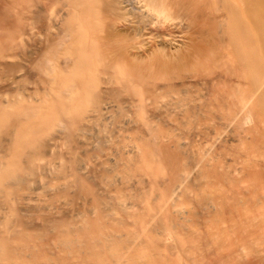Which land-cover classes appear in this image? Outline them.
Wrapping results in <instances>:
<instances>
[{
  "label": "bare ground",
  "instance_id": "1",
  "mask_svg": "<svg viewBox=\"0 0 264 264\" xmlns=\"http://www.w3.org/2000/svg\"><path fill=\"white\" fill-rule=\"evenodd\" d=\"M15 2L38 32L26 77L0 44L21 82L0 95V264H264V0ZM202 122L232 133L204 147ZM53 132L68 148L41 165Z\"/></svg>",
  "mask_w": 264,
  "mask_h": 264
},
{
  "label": "rangeland",
  "instance_id": "2",
  "mask_svg": "<svg viewBox=\"0 0 264 264\" xmlns=\"http://www.w3.org/2000/svg\"><path fill=\"white\" fill-rule=\"evenodd\" d=\"M11 1L10 0L3 1V2H5V3H3L4 6H6V5L8 6L10 4L14 5V8H13L14 16L12 18H9V20H10V22H9V21H7L8 17H4V15L2 14V12L0 13V29H1L0 30V44H1V46H5V47L8 46L10 39L8 41L7 40V36L9 35L8 33L12 34L11 37H10L12 39V42L13 43H16V45L19 47L18 49H17V47H14L13 48V52L14 53L15 52L19 53V55L17 56V61L20 60L19 63L21 64V66H23V68L21 66H19V71L22 72L23 70L26 71V69H24V68H26V66L28 65L27 62L29 60H27V58L30 59V56H33V55H30V54L33 53L31 51H34L33 49H35L36 46H37V42H36L37 32H38V31L36 32L37 24L35 26H34L35 23L32 24V25H30V26H27V29H26V26L24 27V25H21L22 22H24L26 20L23 18L24 16H23L22 12L21 13L19 12L20 11L19 10V5L20 4H19V2H15V0H13L14 3H12ZM19 16H21L22 20L19 19ZM19 28H20V33L19 34H16L15 31L17 29H19ZM22 30H23V32L21 33ZM6 34H8V35H6ZM26 34H28V35H26ZM31 34H32V36H31ZM21 45L23 46V48H22ZM28 49H31V50H28ZM27 54H29V55H27ZM8 59H10V58H8ZM21 61L27 63L26 66L24 65L25 63L22 64ZM1 67L2 66L0 65V71H1ZM25 71H23L22 73H24L25 74L24 76L26 77L27 74L30 73V71H28L29 73H27V71L26 72ZM1 73L4 74V72H2V71L0 72V74ZM30 74H32V73H30ZM28 76H30L32 78V80L35 78L33 75H28ZM3 78H4V76L1 75L0 76V95H2L5 92H8V93L9 92L10 93L14 92V90H15L14 89L15 88L14 85L16 83H21V82L15 81L14 84H13V86H12V84H9L11 86L10 87L8 85V83L5 84L6 80L4 81ZM31 78L29 80H31ZM32 80H31V82H32ZM31 82H30V85H29V82H28V84H27V82L25 83V84H27L26 86H28L29 89L35 85V79L33 80V83H31ZM15 86H17V85H15ZM7 89H9V90H7ZM29 89L27 91H29ZM124 122L125 121H119V122H116L113 125L110 124V126L112 125V128L113 129H117L116 128L117 126H122L123 124H124V126H122V127H125V126L129 125L128 123H124ZM102 123L103 124H107V125L109 124L108 121H103ZM216 127H218V126L215 125V128ZM94 128L95 127H93V129ZM196 129L195 130H191V136L190 137L193 140H197V141L203 142V146L204 147H208L212 142L219 141L221 138H225V137L229 136L232 133L231 132L232 131V128L231 127H230V129H228V128H224V129L223 128H219L218 131L220 132V135L218 136V139H216L215 138L216 135L212 131L213 128L210 127V123H206V122H204V123L202 122V124L200 126H198ZM224 131H225V133H223ZM52 134H53V136L50 138L49 145L46 148V150H48V152L45 153V154H42V156H41L42 158L40 160L41 162L39 161V163L41 165H46V163L49 162V163H51L50 165H52V167L53 166L55 167L58 164L57 163V160L59 159V157L56 156L55 154H53L52 151L53 150L65 151L68 148V146L64 142V139H63L61 133H59V132H53ZM123 134H126V133L123 132ZM127 134L128 135H132L133 134V131H130ZM80 139L86 140V141H90L91 140V138L88 139V138H83V137H80ZM109 152H110V150L109 149H106L105 151L101 152L98 155L97 158L103 159V158H105L106 155L111 156L112 154H109ZM231 163L232 162H230V164ZM231 167H233V166H231ZM55 176H56V173H54L52 171V172H48L45 176L43 175L42 177H35V179L32 181L34 183L31 182L32 190L29 192V194L31 196H33L34 198H37L38 197L40 199H44V202L48 203L49 200H50V197L46 195V190L44 189L43 183L46 182V181H48V180H50L52 183L58 184L59 182H58L57 179H55ZM72 199H73V202H69L68 205L69 204H74L75 201H78L79 202V199L76 198V196H73ZM35 200L33 199V200H30L29 202L30 203H35ZM60 200H62V199H60ZM56 206H58L57 203L54 204L53 210L59 211V208L57 209Z\"/></svg>",
  "mask_w": 264,
  "mask_h": 264
}]
</instances>
